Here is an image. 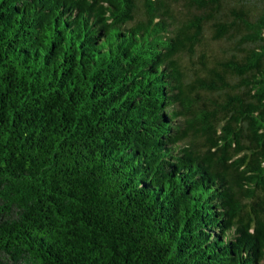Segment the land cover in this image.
Wrapping results in <instances>:
<instances>
[{
    "label": "trees",
    "instance_id": "obj_1",
    "mask_svg": "<svg viewBox=\"0 0 264 264\" xmlns=\"http://www.w3.org/2000/svg\"><path fill=\"white\" fill-rule=\"evenodd\" d=\"M0 264H264V0H0Z\"/></svg>",
    "mask_w": 264,
    "mask_h": 264
},
{
    "label": "rangeland",
    "instance_id": "obj_2",
    "mask_svg": "<svg viewBox=\"0 0 264 264\" xmlns=\"http://www.w3.org/2000/svg\"><path fill=\"white\" fill-rule=\"evenodd\" d=\"M176 8L178 10V15L180 10L184 11L185 9L181 7V4L176 3ZM232 44L229 39L225 37H218V35L212 30V27L209 23L203 26V32L199 43L195 46L194 52L189 53L185 52L181 56V63L183 65V72L185 74V82L192 83V89L190 93L193 96H197L198 100L205 102L208 91L195 83L197 77H202L207 67H215L218 72H221L224 77H229V74L225 71L226 64L225 60L229 59V55L232 53ZM230 87L223 86L226 90H231ZM215 99L221 101L223 98L222 91H218L217 95L214 93Z\"/></svg>",
    "mask_w": 264,
    "mask_h": 264
}]
</instances>
